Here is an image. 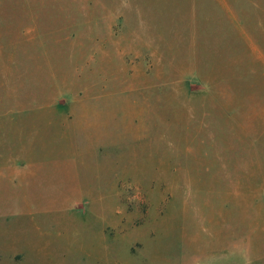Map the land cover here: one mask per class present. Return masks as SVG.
Wrapping results in <instances>:
<instances>
[{
	"label": "rangeland",
	"instance_id": "374dc122",
	"mask_svg": "<svg viewBox=\"0 0 264 264\" xmlns=\"http://www.w3.org/2000/svg\"><path fill=\"white\" fill-rule=\"evenodd\" d=\"M0 264H264V0H0Z\"/></svg>",
	"mask_w": 264,
	"mask_h": 264
}]
</instances>
